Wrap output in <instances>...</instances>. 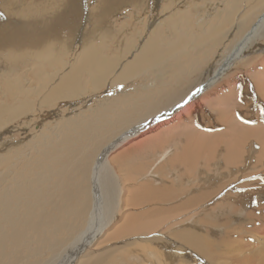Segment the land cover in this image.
Masks as SVG:
<instances>
[{
    "label": "rangeland",
    "instance_id": "obj_1",
    "mask_svg": "<svg viewBox=\"0 0 264 264\" xmlns=\"http://www.w3.org/2000/svg\"><path fill=\"white\" fill-rule=\"evenodd\" d=\"M67 1L68 6L60 16L54 17L43 27L37 28H30L16 20L10 21L0 9V40L2 41L0 42V105L4 107L14 105L16 109L12 120H8L4 116L3 119L5 120L2 121L3 123L0 122V148L4 141L10 144L8 148L0 149V167H2L0 168V221H2L0 222V264H36V262L37 264H68V262L64 261L66 258L70 262L79 250H86L90 244L91 235L87 234L81 241H79L78 237L85 231L88 224L89 212L91 211L92 194L90 178L92 166L95 162L94 159H96L106 145L115 140L119 135L131 130L140 123L149 122L169 108L178 105L193 90L205 83L223 65L225 58L235 51L234 47L236 44L252 28L257 20L256 16L261 14L260 8H263L262 12H264V7H262L264 4L258 7V10H255L252 4L247 3V0H244V3L241 1L242 4L236 7L239 11L233 6L234 0H232V3L230 2L231 0H193V4L187 0H176L175 2L170 0L167 1L169 2L167 4L165 1L160 0H144L143 5L135 4V0ZM205 2H207L206 7L208 10L206 7H203ZM157 3L158 5L156 6ZM247 4L249 5L247 6ZM159 6L161 7L159 8ZM94 7H98V11L95 13H93ZM177 7L178 9L181 8L180 12L190 11L192 15L189 16V22L192 27L195 26L193 22L205 12H211L214 15L218 11L220 12V16H226L228 19H226L225 24L220 22V25L223 26V29L220 31L223 38L217 40L214 38L210 41L201 42L199 47L194 50L195 53L186 48V54L189 52V56L181 55L180 60L176 62L178 65L166 68V74H162L159 79L155 75L151 76L145 73L136 75L126 80V83L124 81L119 86L116 84V86L111 83L109 78L102 83L100 88L93 90L88 78L84 77L86 80L83 79L79 83L83 89L82 92L86 91V93L80 95V97L70 99L65 94L61 97L49 98L47 91L37 86L38 79L31 72L35 68H42L41 63L24 61L13 64L5 63L4 60L16 53L40 50L48 41H52L55 44L68 42L71 45L74 44L72 47L76 50L81 44L83 33L81 34L82 30L80 29L83 28L82 25L88 13L92 15V23H103L106 27L126 30L124 38L120 41L116 37L110 40L111 50L110 48L106 50V53H109L108 56H112L113 54L118 55V47L120 45L122 47L126 42L131 47L139 45L150 34V25L154 22L161 27L160 30L162 29L161 32L164 35L162 36L165 41H169V38L170 40L176 39L177 34L175 32L171 34L172 36L168 34L171 30L167 27L165 17L166 14L167 16L170 15L171 9H177ZM201 7L204 9H201ZM230 11L234 13L228 14ZM235 13L236 16H233ZM208 18L213 19L212 17ZM229 18L231 19L229 20ZM230 22H232V26ZM257 36L248 42L244 58L240 62L238 60L230 65L231 68L229 67L225 71L221 80L219 79L209 85L195 101L190 102L191 104H187V107L165 120L164 127L162 125V128L160 127L161 129L155 131L154 135L146 134L149 136H145V139L151 140L158 137L160 133L163 134V132L171 130L170 134L168 132L169 135L163 136L160 134L159 138L155 140L157 142L156 146L163 145V149L166 148V150L169 148V155L165 159H161L163 151L153 147V144L150 146L151 142L145 143L144 138L142 139L143 143L141 142V147L137 146V149L136 145L133 144L137 138H133L130 141L131 144L129 142L130 145L123 144L124 147L121 146L119 148L120 150L122 148L121 151L124 153L119 152V149L116 150L119 153L116 151L112 153L111 165L109 164V176L114 182L115 193L111 194L113 200L106 201L104 199L107 206L105 209H102L101 215L103 216L109 212L111 217H114L111 222L112 225H109V229L106 232L108 233L112 230L108 234L115 236V239H112V236H108L109 239L103 238L108 235L105 233L107 235L100 238L99 242H97L98 244L100 243L101 247L104 245L105 250L103 247L102 250H96L94 247L96 253L99 250V252L108 251L109 249L107 248L109 247L111 250L116 247L117 249L115 250H119L125 247L124 243H126V247L123 249H130L124 252L129 254V257L120 264H144L146 261L150 263V260L153 264L156 262L160 263V261L166 264H210L206 258L193 252L189 247L182 245L172 237L176 230L181 231L184 227H192L196 233L200 231L199 233L202 232L201 234L209 236L211 239H215L217 236L223 237L226 248H231L232 250V257H227L228 259L229 257L231 258L228 262L233 259V262L230 263L242 264V259L238 256L239 252L246 255L245 264H261V262H264V159L259 161L256 167L254 164L257 154L260 153L264 157V151H261V148L264 150V145L261 147V143H264V30ZM6 43L7 45H5ZM206 51L208 52L207 54ZM126 63L128 62L126 61ZM47 69L48 66H46L45 70L47 71ZM8 71L14 72V75L9 74L11 77L19 79L18 83H21L20 87L22 86V91L25 90L26 93H22L21 91L15 92L16 94L11 93L13 84H10L8 87L7 83L3 80L8 75ZM139 76H141L140 79L138 78ZM85 87L88 88L85 89ZM32 89H36L37 93L33 92ZM119 98L122 99L120 100ZM134 98L137 99L134 100ZM123 99H127L125 101L129 103H125ZM112 102L114 103L113 105ZM117 102L119 104L123 103L122 105L120 104L122 106L121 109H119L120 106H118ZM115 104H117V107ZM53 105L55 106L53 107ZM106 106H108L109 110L106 109ZM135 106L137 107L136 110H134ZM113 108H115L116 112L118 110L119 112L116 113ZM125 109L126 111H124ZM76 122L79 124L78 126H81L75 127L74 124ZM242 128L244 129V134L242 133ZM256 128L257 130L260 129L261 132H257ZM73 130L75 131L73 132ZM250 130H253V134H249L251 133ZM54 133H56V136H53ZM151 136L154 138H151ZM231 137L232 140L230 139ZM162 142L165 143L162 144ZM190 145L193 147L192 151H196L190 157L191 160L187 159L186 163L184 161L177 165L170 164V158L174 156V153L177 152L181 155L184 153L182 151L185 147V150H187ZM232 152L235 153V156L236 152H240L239 156L241 157L235 165L229 166L225 163L224 157L229 159ZM143 168L145 169L143 170ZM118 174L122 175L118 176ZM37 177L40 178L37 179ZM139 184L144 187L152 186L155 188L165 187L171 189L174 193L173 197H176L174 199L171 198L172 200L170 198L166 199L165 204L161 202L152 205L149 200L145 199L140 201L137 197H133L127 192V189L129 191L134 189L133 193L139 194L135 192L137 186H140ZM6 186H12L15 189L21 188L20 192L14 193L17 196V200L10 201L9 207L5 203V200H7V194L4 190ZM18 186L20 188H17ZM101 195L105 196L104 192H101ZM141 195L143 196L144 194L141 193ZM130 198H134L137 203L134 201L129 202L128 199ZM111 204L115 206L114 215L117 218L112 215V211L109 209V206H112ZM3 208L7 210L3 212ZM8 210L10 213L9 217L6 215ZM137 210L148 213L149 219L159 221L156 233H147V235L145 234L146 236L144 234H134L136 235V237L132 235L134 238L131 235L128 237L129 235L125 236L120 233L125 227L123 223L126 214L130 211L131 213H136ZM100 218L102 219V217ZM101 219H99V223L104 220V218ZM5 220L8 222L6 223ZM118 221L121 223L122 229ZM11 223L12 225H10ZM75 228L76 230H74ZM117 228H119V231H113L114 229L117 230ZM197 228L200 229L198 230ZM74 231L76 232L74 233ZM259 231L261 234L258 233ZM25 233L26 235H24ZM66 234H69L67 235L68 237ZM71 234L73 235L72 237ZM63 237L64 239L66 237V239L64 240ZM86 237H89L87 239L89 242L81 243ZM71 238L75 239V241ZM101 239H106V241H102ZM133 242L137 246L136 250L134 248L133 250L131 249L134 247L132 245ZM138 242L140 244L143 242V245L138 244ZM55 243H57L56 246ZM105 244L107 245L106 248ZM45 245L47 250H45ZM145 245L149 249V257L144 261L145 256L141 250L147 248ZM42 246L43 248H41ZM49 246L50 249L48 248ZM73 246L75 250H73ZM138 246L145 249L140 248V250ZM235 248H239L237 252H234ZM55 249L59 251L60 256ZM11 250L14 251L12 252ZM48 250L56 252L58 256L55 253L48 252ZM68 254L71 255L69 256ZM119 254L114 255L117 257ZM52 257L55 258L52 259ZM151 258H154L153 260L156 262ZM234 258H238L237 262ZM116 263L112 262L108 264Z\"/></svg>",
    "mask_w": 264,
    "mask_h": 264
},
{
    "label": "bare ground",
    "instance_id": "obj_2",
    "mask_svg": "<svg viewBox=\"0 0 264 264\" xmlns=\"http://www.w3.org/2000/svg\"><path fill=\"white\" fill-rule=\"evenodd\" d=\"M84 1V0H83ZM160 1H165V3H169L167 1L170 0H160ZM173 2H175L176 0H172ZM192 2L193 0H187ZM225 1V0H224ZM229 1V0H227ZM241 1H243L242 3H244V0H234L233 2V6L235 7L236 10H238V7L241 3ZM247 3H250L254 6H252L253 9H257L258 7L262 6V4H264V0H247ZM82 2V1H81ZM183 2V1H182ZM223 2V1H222ZM232 3V0L230 1ZM144 0H135V4L137 5H143ZM207 2H205V5L203 6L204 8L207 6L206 4ZM226 3V2H225ZM246 3V2H245ZM68 1L67 0H0V9L3 11V13L8 17V19H10V21H17L19 23H22L30 28H37V27H43L45 24L49 23L54 17H58L62 14V12L64 11V9L68 6ZM119 4V3H118ZM127 4V3H126ZM193 4V2H192ZM211 4V3H209ZM122 5V4H121ZM158 5V3L156 4V6ZM165 5V4H164ZM172 5V4H171ZM245 5V4H244ZM249 4H247L248 6ZM119 6V5H118ZM124 7H126L125 5H122ZM174 6V5H173ZM172 6V7H173ZM224 6V5H223ZM226 6V4H225ZM229 6V3H228ZM231 5V7H233ZM246 6V5H245ZM161 6H159L160 8ZM171 7V6H169ZM201 7V9L203 8ZM233 7V8H234ZM264 7V6H262ZM120 8V7H119ZM122 8V7H121ZM199 8V7H196ZM203 8V9H204ZM207 8V7H206ZM225 8V7H224ZM241 8V7H240ZM163 9V8H162ZM181 9V8H180ZM180 9H171L172 12L170 13V15L167 16L166 14V24L168 29L170 28V36H172V33H176V39H172L169 41H165L164 40V35L162 34L161 30H160V26L156 25V23H152L150 25V34L148 35V37H146V39H142L143 41L140 42L139 45H135L133 47H131L128 42H126L122 47L121 45L118 47V55L113 54L112 56H108V54L106 53V50L110 48V40L114 37H116L117 40H121L122 38H124V33L126 30L122 29V28H113V27H106L105 24L103 23H92L91 19H92V15L90 13H88V15L86 16V20H84V24L82 25L83 28L80 26V30H82L81 34H82V39H81V44L80 47L77 48L76 50L74 49V47H72L73 45H71L68 42H61V43H57L55 44L52 41H48L44 47L40 50L37 51H33V50H29L23 53H16L13 54L11 56H8L7 59L5 60V63H13V64H18V63H22L24 61L27 62H32L35 61V63H41V67L42 68H35L34 70H32L31 72H33V76H35L38 81H37V86H39L40 88L44 89L47 91V95L49 96V98H54V97H61L64 96L66 94V96L70 99H74L77 97H80V95L86 93V91L82 92V88L80 86L81 80L84 79V77H87L88 80L90 81L93 90H96L98 88H100L102 86V83L110 78V81L112 84H117L119 86V84H121L122 82L125 81V83L127 82L126 80L133 78L136 75H142L147 73V75H155L158 79L160 78V76L162 74H166V68H171V67H175L176 65H178L176 62H178V60H180V56L181 55H188V53L186 54V48H188L190 51H193L199 47L200 43L203 41H210L211 39L217 40L220 38H223V36L221 35V30L223 29V26L220 25V22H222L223 24H225L226 22V16H220V12L216 11V13L213 15L211 12L206 13L204 10L202 15H200L198 17V19H196L193 24L195 25L194 27L191 26V23L189 22V16L192 15L190 14V11H185V12H180ZM200 9V10H201ZM227 9V8H226ZM226 9H224L226 11ZM234 9V10H235ZM261 9V14L258 16H256L257 20L254 23V25L252 26V28L244 35V37L241 39V41H239L236 46L234 47V52L227 56L225 58V60L223 61V65L217 69V71H215L213 73V75L217 72L218 73V79L216 81H218L219 79L221 80V77L224 75L225 71L230 67V65H232L234 62L238 61L240 62V60H242L244 58V54L246 53V47L248 42H250V40L254 37H258L257 35L264 30V12H262L263 8ZM86 10V9H85ZM208 10V8H207ZM214 10V9H213ZM212 10V11H213ZM216 10V8H215ZM96 11H98V7H94L93 8V13H95ZM169 11V10H168ZM194 11V10H193ZM239 11V10H238ZM260 11V10H259ZM258 11V12H259ZM196 12V11H194ZM244 12V11H243ZM156 13V12H155ZM154 13V14H155ZM163 13V12H162ZM226 13V12H225ZM231 11L228 13L230 14ZM232 13H234L232 11ZM231 13V14H232ZM237 13V12H236ZM235 15L233 16H236ZM240 13V12H239ZM260 13V12H259ZM165 14V13H164ZM226 14V15H228ZM256 14V13H255ZM161 15V14H160ZM159 15V16H160ZM224 15V13H223ZM231 16V15H230ZM228 16V17H230ZM249 16V15H248ZM208 17H212L208 18ZM247 17V16H246ZM194 18V17H193ZM255 18V19H256ZM84 19V18H83ZM231 18H229L230 20ZM254 19V20H255ZM140 20V19H139ZM138 20V21H139ZM228 20V22H229ZM233 20V19H232ZM145 21V20H144ZM159 22V20H158ZM197 22V23H196ZM161 23V22H160ZM231 26L233 25L232 22ZM229 23V24H230ZM141 24V23H140ZM161 25V24H160ZM111 26V25H110ZM117 27V26H116ZM225 27V26H224ZM235 27V26H234ZM126 28V26H125ZM227 28V27H226ZM238 28V27H237ZM235 28V29H237ZM196 29V30H194ZM192 30V31H191ZM248 30V29H247ZM111 31V33H110ZM227 31V30H226ZM128 32V31H127ZM164 32V31H163ZM169 32V31H168ZM238 32V30H237ZM80 33V32H79ZM233 33V30H232ZM236 33V30H235ZM79 35V34H78ZM163 35V36H162ZM175 35V34H174ZM5 37V35H3ZM237 36V35H236ZM262 36V35H261ZM175 37V36H174ZM128 38V37H126ZM168 38V37H167ZM235 38V37H234ZM260 38V37H259ZM7 39V38H6ZM80 39V38H78ZM262 39V38H261ZM13 40V39H12ZM237 40V39H236ZM47 41V40H46ZM127 41V39H126ZM0 42H2L0 40ZM8 43V41H6ZM44 42V41H43ZM7 43L5 45H7ZM14 43H16L14 41ZM206 43V42H205ZM203 43V44H205ZM252 43V42H251ZM4 44V43H3ZM201 44V45H203ZM207 44H209L207 42ZM206 44V45H207ZM14 45V44H13ZM20 45V44H19ZM76 45V44H75ZM132 45V44H131ZM4 46V45H2ZM1 46V47H2ZM10 46V45H9ZM226 46V45H225ZM5 47V46H4ZM8 47V46H7ZM205 47V46H203ZM202 47V48H203ZM13 49V48H12ZM215 49V48H214ZM220 49V48H219ZM23 50V49H22ZM21 50V51H22ZM115 50V49H114ZM199 50V49H198ZM210 50V49H209ZM248 50V49H247ZM208 51V49H207ZM206 51V54L208 53ZM1 53V52H0ZM5 53V52H4ZM192 53V52H191ZM195 53V52H194ZM205 53V52H204ZM213 53V52H211ZM210 54V53H209ZM2 55V54H1ZM260 55V54H259ZM189 56V55H188ZM210 56V55H209ZM184 57V56H183ZM216 57V56H215ZM186 58V57H185ZM193 58V57H192ZM254 58V57H253ZM251 59V58H250ZM3 60V59H1ZM183 60V59H181ZM201 60V59H200ZM209 60V59H208ZM219 60V59H218ZM256 60V59H255ZM126 61L128 63H126ZM190 61V60H189ZM259 61V60H258ZM180 62V61H179ZM182 63V62H181ZM209 64V63H208ZM258 64V63H257ZM28 66V65H27ZM46 66H48L47 71L45 70ZM180 66V65H179ZM207 66V65H206ZM263 67V66H262ZM18 68V67H17ZM211 68V67H210ZM231 68V67H230ZM32 69V68H31ZM213 69V68H212ZM2 70V69H1ZM8 70V68H7ZM170 71V70H169ZM168 71V72H169ZM204 71V70H203ZM206 71V70H205ZM186 72V71H185ZM184 72V73H185ZM262 72V71H261ZM11 73L12 75H14V72H9L8 71V75L4 77V81L7 83V86L9 87L10 84H13L12 87V92L11 93H15V92H22V93H26L25 90L22 91L23 89H21L19 82V79L17 77L13 78L11 77V75L9 74ZM30 74V73H29ZM31 75V74H30ZM211 76L209 79H207V81L205 83H203L202 85H200L199 87H197L195 90H193L185 99L188 98V102L186 104H184V100L182 102H180L178 105L169 108L167 111H165L163 114H160L157 117H154L152 120H150L149 122L143 123V124H139L137 126H134L131 130L124 132L123 134L119 135L115 140H113L112 142H110L108 145H106L105 148H103V150L106 149V151H104V153L101 155L98 154V156L96 157L95 162L92 166V171H91V178H90V184H91V194H92V204H91V211L89 212V218H88V224L87 227L85 229V231L81 234L79 238V241L82 240V238L84 236H86L87 234L91 235V241L90 244L87 246L86 250H79L77 252V254L71 259V261H67L66 259L64 261L68 262V264H108V263H112V262H117L116 264H120L123 261L127 260V257H129V254H126L124 252H126L128 250H124L126 247V243L125 247L119 249V250H115L117 249L116 247L115 249H109L108 251H97L98 253H96L95 251L98 249L102 250V247L104 245H102V247L97 243L99 242L98 240L100 238H102L103 236L107 235L108 233L106 232L107 229H109V225H112V220L114 219V217H111V214L109 212L105 213L103 216L102 214V209H105V207L107 206V203H105L104 199H106V201H110L113 200V197L111 196L112 193H115V186H114V182L112 180V178L109 176V164L111 165V161H112V153L115 152L116 150H118L121 146L124 145H128L130 141H132V139H136L135 142L133 143L134 145H136V149L137 146L142 145L143 143V138L145 139V136H149L146 134H155V131H158V129H161L162 127H164L165 124V120H167L168 118H170V116L175 115L176 113L180 112L181 109L187 107V104H191L190 102L195 101L200 95H202V93L209 87L208 83L210 81H214V77L215 76ZM226 75V74H225ZM167 76V75H165ZM190 76V75H189ZM196 76V75H195ZM199 76V75H198ZM197 76V77H198ZM262 77V76H261ZM24 78V77H23ZM139 79L141 78V76L138 77ZM187 78V77H186ZM170 79V78H169ZM1 80V79H0ZM24 80V79H23ZM86 80V79H84ZM177 80V79H176ZM194 80V79H193ZM175 81V80H174ZM215 81V82H216ZM255 81V80H254ZM25 82V81H24ZM27 82V81H26ZM36 82V81H34ZM80 82V83H79ZM221 82V81H220ZM149 83V82H148ZM173 83V82H172ZM214 83V82H213ZM212 83V84H213ZM233 84V83H232ZM257 84V83H256ZM259 84V83H258ZM264 84V83H263ZM26 85V84H25ZM90 85V86H91ZM116 85V86H117ZM144 85V84H143ZM164 85V84H163ZM183 85V84H182ZM6 86V87H7ZM88 86V85H87ZM121 86V85H120ZM207 86V87H206ZM258 86V85H257ZM124 87V86H123ZM144 87V86H143ZM38 88V87H37ZM88 87H85V89ZM180 88V87H179ZM31 89V88H29ZM161 89V88H160ZM11 90V89H10ZM199 90V91H197ZM217 90V89H216ZM27 91V90H26ZM33 92L37 93L36 89H32ZM122 91V90H121ZM166 91V90H165ZM82 92V93H81ZM199 92V93H198ZM29 93V92H28ZM136 93V92H135ZM201 93V94H200ZM16 94V93H15ZM164 94V93H163ZM231 94V93H230ZM262 94V93H261ZM110 95V94H109ZM123 95V94H121ZM134 95V94H133ZM162 95V94H161ZM168 95V94H167ZM166 95V96H167ZM126 96V95H125ZM124 96V97H125ZM227 96V95H226ZM260 96V95H259ZM2 97V96H1ZM129 97V95H128ZM134 97V96H133ZM138 97V95H137ZM189 97H191V99H189ZM261 97V96H260ZM264 97V96H263ZM105 98V97H104ZM115 98V97H114ZM127 98V97H126ZM130 98V97H129ZM128 98V100L130 101V99ZM97 99V98H96ZM120 100L122 98H119ZM137 98H134V100H136ZM110 100V99H109ZM119 100V102H120ZM124 101L127 99H123ZM133 100V98H132ZM149 100V99H148ZM147 100V101H148ZM31 101V100H30ZM48 101V100H47ZM53 101V100H52ZM116 101V100H115ZM18 102V101H17ZM123 102V101H122ZM133 103V101H131ZM149 102V101H148ZM156 102V101H155ZM56 103V102H55ZM125 103H129L127 101H125ZM154 103V102H153ZM162 103V102H161ZM199 103V102H198ZM102 104V103H101ZM111 104V103H110ZM114 103L112 102V105ZM117 104H119L117 102ZM115 104V106L117 105ZM121 104V103H120ZM120 106L119 109L122 108V104ZM143 104V103H142ZM43 105H45L43 103ZM93 105V104H92ZM108 105V104H107ZM111 105V106H112ZM135 105V103H134ZM133 105V106H134ZM187 105V106H186ZM0 105V122H2L3 117L6 116V118H8V120H12V116L15 113V106H2ZM42 106V105H40ZM55 105H53L54 107ZM89 106V105H88ZM102 106V105H101ZM131 106V105H130ZM140 106V105H139ZM138 106V107H139ZM194 106V105H193ZM22 107V106H21ZM44 107V106H43ZM97 107V106H96ZM105 107V106H104ZM107 110H109L108 106H106ZM117 107V106H116ZM129 107V106H127ZM126 107V109H127ZM143 107V106H140ZM153 107V106H152ZM200 107V106H199ZM243 107V106H242ZM125 108V107H124ZM136 110V106L134 107ZM146 108V107H145ZM159 108V107H158ZM91 109V108H90ZM126 109L124 111H126ZM133 109V108H131ZM130 109V110H131ZM141 109V108H140ZM194 109V108H193ZM24 110V109H23ZM33 110V109H32ZM106 110V111H107ZM113 110L115 111V108H113ZM117 110V109H116ZM123 110V109H122ZM113 111V113H114ZM123 111V112H124ZM111 112V111H110ZM116 112V111H115ZM119 112V110L117 111ZM116 112V113H117ZM155 112V111H154ZM32 113V112H31ZM116 113H114L116 115ZM136 113V112H135ZM140 113V112H139ZM91 114V112H90ZM63 115V114H62ZM84 115V114H83ZM201 115V113H200ZM204 115V114H203ZM22 116V115H21ZM20 116V117H21ZM38 116V115H37ZM142 116V115H141ZM151 116V115H150ZM262 116V115H261ZM66 117V116H65ZM27 118V117H26ZM71 118V117H70ZM79 118V117H78ZM152 118V117H151ZM181 118V117H180ZM182 119V118H181ZM14 120V119H13ZM71 120V119H70ZM74 120V119H73ZM72 121V120H71ZM76 121V120H75ZM110 122V121H109ZM122 122V121H120ZM164 122V123H163ZM259 122V121H258ZM3 123V122H2ZM58 123V122H57ZM62 123V122H61ZM77 123V122H76ZM74 124L75 127H80L78 126L79 124ZM82 123V122H80ZM86 123V122H85ZM88 123V122H87ZM176 123V122H175ZM254 123V122H251ZM60 124V123H59ZM73 125V124H71ZM135 125V124H134ZM163 125V126H162ZM174 125V124H173ZM7 126V125H6ZM54 126V125H53ZM84 126V125H83ZM86 126V125H85ZM162 126V127H161ZM171 126V125H170ZM175 126V125H174ZM1 127V126H0ZM161 127V128H160ZM173 127V126H172ZM70 128V127H69ZM86 128V127H85ZM89 128V127H88ZM98 128V127H97ZM116 128V127H115ZM255 128V127H254ZM253 128V129H254ZM87 129V128H86ZM105 129V128H104ZM173 129V128H171ZM183 129V128H182ZM188 129V128H187ZM246 129V128H245ZM169 130V128H168ZM180 130V129H179ZM184 130V129H183ZM243 128H242V133H243ZM257 130V128H256ZM255 130V131H256ZM260 129L257 130V132H261ZM75 130H73L74 132ZM88 132V130H86ZM171 131V130H170ZM170 131H165L163 132V136L165 135H169ZM185 131V130H184ZM249 131V130H248ZM42 132V131H41ZM96 132V131H95ZM169 132V134H168ZM251 133L249 134H253V130H250ZM91 133V132H90ZM179 133V132H178ZM202 133V132H201ZM245 133V132H244ZM243 133V134H244ZM55 134V135H54ZM53 136H56V133H54ZM61 134V133H60ZM68 134V133H67ZM160 134L158 135V137H156L155 139H151V140H144L145 143L151 142L150 146L153 144L155 148H158L160 150L163 151L162 155H161V159H165L168 155H169V148L168 150H166V148L163 149V145L164 144L162 142V146H156L155 140L159 138ZM242 134V135H243ZM261 134V133H260ZM263 134V132H262ZM93 135V134H92ZM264 135V134H263ZM98 136V134H97ZM95 137V136H94ZM175 137V136H174ZM242 137V136H241ZM49 138V137H48ZM100 138V137H99ZM151 138H154L151 136ZM192 138V136H191ZM239 138V137H237ZM243 138V137H242ZM246 139V137H244ZM4 139V138H3ZM171 139V137H170ZM232 140V137L230 138ZM234 139V138H233ZM87 140V139H86ZM138 140V141H137ZM173 140V139H172ZM191 140V139H190ZM51 141V140H48ZM134 141V140H133ZM167 141V140H164ZM202 141V140H200ZM142 142V143H141ZM176 142V141H175ZM231 142V141H229ZM234 142V141H232ZM1 143V142H0ZM36 143V142H35ZM61 143V142H60ZM63 143V142H62ZM81 143V142H80ZM89 143V142H88ZM137 143V144H135ZM197 143V142H196ZM237 143V142H236ZM46 144V143H45ZM131 144V142H130ZM129 144V145H130ZM159 144V141H158ZM176 144V143H175ZM230 144V143H227ZM3 145V147H2ZM1 148H8L9 147V143L4 141V143H2ZM14 145V144H13ZM47 145V144H46ZM264 145V143H261V147ZM51 146V145H50ZM149 146V147H150ZM62 147V146H61ZM80 147V146H79ZM82 147V146H81ZM88 147V146H87ZM124 147V146H123ZM141 147V146H140ZM148 147V146H147ZM152 147V148H153ZM0 148V149H1ZM34 148V147H33ZM63 148V147H62ZM126 148V147H125ZM139 148V147H138ZM150 148V149H152ZM162 148V149H161ZM35 149V148H34ZM59 149V148H58ZM140 149V148H139ZM186 149V147H185ZM183 150L182 152H184L183 154L179 155L180 153H174V156H172L170 158V164L173 165H177L180 163H183L187 159L191 160V156L193 154V152L196 153V151H192L193 147L190 145V147L187 150ZM4 150V149H3ZM61 150V149H60ZM102 150V151H103ZM120 150V149H119ZM122 150V148H121ZM119 151L121 153H124L122 151ZM148 150V149H147ZM218 150V149H217ZM10 151V150H9ZM65 151V150H64ZM84 151V150H83ZM124 151V150H123ZM125 151H127L125 149ZM175 151V150H174ZM261 151H264L263 148H261ZM36 152V151H35ZM61 152V151H60ZM117 153H119L118 151H116ZM192 152V153H191ZM48 153V152H47ZM120 153V154H121ZM127 153V152H125ZM142 153V151H141ZM194 153V155H195ZM2 154V153H1ZM5 154V153H4ZM49 154V153H48ZM122 155V154H121ZM120 155V156H121ZM240 152H236V156L235 153L232 152V154L229 156V159H226L224 157V161L227 165L231 166V165H235V163L238 161V159L241 157L239 156ZM57 156V155H56ZM117 156V155H116ZM125 156V155H123ZM143 156V153H142ZM228 156V155H227ZM10 157V156H9ZM18 157V156H17ZM41 157V156H40ZM39 157V158H40ZM2 158V156H1ZM6 158V157H5ZM10 159V158H9ZM47 159V158H46ZM117 159V158H116ZM129 159V158H128ZM264 157L262 154H257L256 158L254 159V164L255 167L256 165L259 163V161L263 160ZM168 160V159H166ZM161 161V160H160ZM189 161V160H188ZM187 161V162H188ZM11 162V161H10ZM3 163V162H1ZM27 163V162H26ZM139 163V162H138ZM184 163V164H185ZM239 163V162H238ZM237 163V165H238ZM60 164V163H59ZM188 164V163H187ZM34 165V164H33ZM48 165V164H47ZM46 165V166H47ZM61 165V164H60ZM155 165V164H154ZM63 166V165H62ZM113 166V165H112ZM30 167V165H29ZM114 167V166H113ZM190 167V166H189ZM228 167V166H227ZM2 168V167H0ZM53 168V167H52ZM63 169V168H62ZM145 168H143L144 170ZM175 169V168H174ZM116 170V169H114ZM135 170V169H134ZM138 171V170H137ZM33 172V171H32ZM44 172V171H43ZM17 173V172H16ZM117 173V171H116ZM25 174V173H24ZM51 174V172H50ZM114 174V173H113ZM123 174V173H122ZM122 174H118V176H121ZM39 175V174H38ZM44 175V174H43ZM40 176V175H39ZM45 176V175H44ZM152 176V175H151ZM3 177V176H2ZM115 177V176H114ZM153 177V176H152ZM24 178V177H23ZM26 178V177H25ZM40 178V177H39ZM37 177V179H39ZM6 179V178H5ZM28 179V178H27ZM30 179V178H29ZM33 179V178H32ZM43 179V178H42ZM45 180H47L46 178H44ZM171 179V178H170ZM173 179V178H172ZM25 180V179H24ZM41 180V179H40ZM117 180V179H116ZM29 181V180H28ZM39 181V180H38ZM43 181V180H41ZM50 181V179H49ZM62 181V180H61ZM174 181V180H173ZM172 181V183H173ZM263 181V179H262ZM26 182V181H25ZM32 182V181H31ZM35 182V181H34ZM117 182V181H116ZM23 183V182H22ZM36 183V182H35ZM124 183V181H123ZM28 184V183H26ZM43 184V183H42ZM138 184V183H137ZM148 184V183H146ZM140 185V184H139ZM193 185V184H192ZM260 185V183H259ZM4 186V185H3ZM22 186V185H21ZM24 186V185H23ZM27 186V185H26ZM158 186V185H157ZM255 186V184H254ZM7 187V186H6ZM5 187V192L7 194L5 203H7L6 206L9 205L10 201L13 200H17V196L14 195V193L16 192H20V187L18 186L17 188L20 189H15L12 186H9L6 188ZM15 187V186H14ZM25 188V186H24ZM32 189V188H31ZM69 189V188H68ZM122 189V188H121ZM133 190H128L127 192L130 193L133 197H137L140 201L142 200H149L150 203H152V205L154 204H159L161 202H163V204H165V200L166 199H174L175 197H173L174 193L171 191V189L162 187V188H155L152 186H148V187H144L143 185L137 186L135 192L139 193V194H134ZM262 190V189H261ZM121 191V190H120ZM4 192V193H5ZM101 192H104L105 196L101 195ZM194 192V191H193ZM235 192V191H234ZM37 193V192H35ZM40 193V192H39ZM141 193H143L144 195L142 196ZM224 193V192H223ZM103 194V193H102ZM189 194V193H188ZM4 195V194H2ZM44 195V194H43ZM146 196V197H145ZM200 196V195H199ZM208 196V195H207ZM195 197V196H194ZM210 197V196H209ZM220 197V196H219ZM2 198V197H1ZM43 198V197H42ZM5 199V198H4ZM171 199V200H172ZM203 199V198H202ZM45 200V199H44ZM59 200V199H58ZM138 200V201H139ZM191 200V199H190ZM196 200V199H195ZM194 200V202H195ZM208 200V199H206ZM128 201H135L134 198H130L128 199ZM127 201V202H128ZM192 201V200H191ZM200 201V200H199ZM205 201V200H204ZM216 201V200H215ZM116 202V201H115ZM137 203V202H136ZM143 203V202H142ZM14 204V202H13ZM3 205V204H2ZM35 205V204H34ZM42 205V204H41ZM110 205V204H109ZM108 205V206H109ZM112 205V204H111ZM128 205V204H127ZM144 205V204H143ZM4 206V205H3ZM137 206V205H136ZM9 207V206H8ZM119 208V207H118ZM136 208V207H135ZM134 208V209H135ZM164 208V207H163ZM109 209L112 211V215H114L115 213V206H109ZM121 209V208H120ZM261 209V208H260ZM3 212L6 211L7 209L4 210V208L2 209ZM131 210V209H130ZM136 210V209H135ZM213 210V209H212ZM133 211V210H132ZM139 211V212H137ZM136 213H131V211L129 213H125V219H124V225L125 227L123 228L121 223V234L122 235H129L128 237H133L132 235L134 234H144V236L147 235V233L151 234L158 230L157 226H158V220L153 221L151 219L148 218V213H144L141 210H137ZM241 211V210H240ZM2 212V211H1ZM2 212V213H3ZM66 212V211H65ZM161 212V211H160ZM197 212V211H195ZM159 213V212H158ZM211 213V212H210ZM61 214V213H60ZM151 214H155V213H151ZM161 214V213H159ZM163 214H165L163 212ZM6 215L9 217L10 213L9 210L6 213ZM74 215V214H73ZM88 215V214H87ZM190 215V214H189ZM115 218L116 215H114ZM2 217V216H1ZM62 217V216H61ZM81 217V216H79ZM100 217H102V219L104 218V220H102ZM191 217V216H190ZM202 217V216H201ZM263 217V216H262ZM7 218V217H6ZM5 218V219H6ZM12 218V217H11ZM10 218V219H11ZM71 218V217H70ZM67 219V218H65ZM69 219V218H68ZM82 219V218H81ZM99 219H101V223H99ZM158 219V218H157ZM160 219V218H159ZM73 220V219H71ZM76 220V219H75ZM118 220V219H116ZM161 220V219H160ZM6 221V220H5ZM77 221V220H76ZM86 221V219H85ZM2 222V221H0ZM8 221H6L7 223ZM175 222V221H174ZM5 223V224H6ZM77 223V222H76ZM75 223V224H76ZM163 223V222H162ZM64 224H66L64 222ZM118 224V225H119ZM204 224V223H203ZM12 225V223L10 224ZM67 225V224H66ZM81 225V224H80ZM79 225V226H80ZM215 225V224H214ZM74 226V225H73ZM71 226V227H73ZM98 226V227H97ZM115 226V224H114ZM216 226V225H215ZM7 227V226H6ZM10 227V226H9ZM8 227V228H9ZM112 227V226H110ZM117 227V226H116ZM115 227V228H116ZM213 227V226H212ZM66 228V227H65ZM68 228V227H67ZM192 227H184L181 231H177L175 233H173L174 235L172 237H174V239L178 242H180L182 245L189 247V249H191L193 252L199 254L200 256L204 257L207 259V261L210 264H233L230 262H228L229 259L231 260L230 257H232V250L231 248H226V244L224 241V238L221 236H217L215 237V239H211V237L203 235L201 233H199L197 231L194 230ZM7 229V228H6ZM198 229V228H197ZM196 229V230H197ZM200 229V228H199ZM198 229V230H199ZM13 230V229H12ZM69 230V229H68ZM73 230V228H72ZM76 230V228L74 229ZM174 230V229H173ZM7 231V230H6ZM80 231V230H79ZM113 231H119V228H117V230H113ZM29 232V231H28ZM27 232V233H28ZM66 229H65V233H66ZM76 231H74L75 233ZM64 233V234H65ZM107 233V234H105ZM156 233V232H155ZM259 234H261V232H258ZM70 234V233H69ZM69 234H66L69 235ZM77 234V233H76ZM74 234L76 237L77 235ZM111 234V233H110ZM113 234V233H112ZM120 234V235H121ZM146 234V235H145ZM26 235V233L24 234ZM44 235V234H43ZM57 235V234H56ZM79 235V234H78ZM115 235V234H114ZM136 235H134L136 237ZM2 236V235H1ZM73 235L71 234V237ZM111 237L109 234L107 235V237H103V238H108ZM257 236V235H256ZM260 236V235H259ZM24 237V236H23ZM31 237V236H30ZM68 237V236H67ZM75 237V238H76ZM90 237V236H89ZM89 237H86V239L81 242V243H86ZM115 236H112V239ZM122 238V236H120ZM139 237V236H138ZM137 237V238H138ZM142 237V236H141ZM140 237V238H141ZM1 238V237H0ZM9 238V237H8ZM53 238V237H52ZM134 238V237H133ZM145 238V237H144ZM156 238V237H154ZM161 238V237H160ZM14 239V238H13ZM62 239V238H61ZM64 239V237H63ZM66 239V237H65ZM64 239V240H65ZM73 239V238H71ZM102 240V241H106ZM115 239V238H114ZM148 239V238H146ZM145 239V240H146ZM159 239V238H158ZM5 240V239H4ZM7 240V239H6ZM55 240V239H54ZM60 240V239H59ZM75 241V239H73ZM78 240V239H77ZM130 240V239H129ZM134 240V239H133ZM144 240V241H145ZM14 241V240H13ZM53 241V239H52ZM63 241V240H62ZM61 241V242H62ZM70 241V240H69ZM109 241V240H107ZM112 241V240H111ZM110 241V242H111ZM138 241V240H137ZM142 241V240H140ZM143 241V242H144ZM1 242V241H0ZM45 242V241H44ZM57 242V241H55ZM89 242V241H88ZM130 242V241H129ZM132 242V240H131ZM136 242V241H135ZM140 244V242H138V244ZM228 242V241H227ZM4 243V242H3ZM26 243V242H25ZM64 243V242H63ZM69 243V242H68ZM230 243V242H229ZM237 243V242H236ZM16 244V243H15ZM21 244V243H20ZM44 244V243H43ZM57 243H55L56 246ZM104 244V243H102ZM109 244H113V243H109ZM122 244V243H121ZM145 244V243H144ZM258 244V243H257ZM8 245V244H7ZM39 245V243H38ZM36 245V246H38ZM54 245V244H52ZM62 245V244H61ZM72 245V244H70ZM129 245V244H128ZM134 247H132L131 249L136 250L135 248H137V246L135 245V243L133 242L132 244ZM147 245V244H146ZM145 245V247H147ZM10 246V245H9ZM20 246V245H19ZM32 246V245H31ZM51 246V245H50ZM50 246L48 247L50 249ZM66 246V244H65ZM69 246V245H67ZM78 246V245H77ZM123 246V245H122ZM153 246V245H152ZM256 246V245H255ZM254 246V247H255ZM3 247V246H2ZM52 247V246H51ZM62 247V246H61ZM71 247V246H70ZM68 247V248H70ZM81 247V246H78ZM84 247V246H83ZM95 247V249H94ZM100 247V248H98ZM107 247V245L105 244V248ZM112 247V248H114ZM128 247V246H127ZM240 247V246H239ZM6 248V247H4ZM43 248V246L41 247ZM46 248V245H45ZM65 248V247H64ZM67 248V249H68ZM73 250H75L74 246L72 247ZM86 248V247H84ZM130 248V247H129ZM138 248H142L145 249L144 247H139ZM244 248V247H243ZM11 249V247H10ZM13 249V248H12ZM21 249V248H20ZM54 250V248H52ZM57 249V248H56ZM55 249V251L57 253H59V251H57ZM61 249V248H60ZM71 249V248H70ZM104 249V247H103ZM147 249V250H146ZM145 250H141L142 253L144 254L145 258L144 261L147 260V258L149 257L148 254V247ZM227 249H229L227 251ZM239 248H235L233 251L237 252ZM251 249V248H250ZM253 249V248H252ZM3 250V248H2ZM29 250V249H28ZM47 250V248L45 249ZM44 250V252H46ZM59 250V249H58ZM66 250V248H65ZM105 250V249H104ZM130 250V249H129ZM128 250V251H129ZM151 250V249H150ZM186 250V249H185ZM189 250V251H191ZM261 250V249H260ZM1 251V250H0ZM12 251V250H11ZM14 251V250H13ZM12 251V252H13ZM30 251V250H29ZM70 251V250H69ZM140 251V252H141ZM48 252H51L52 254L56 252H52L51 250H48ZM75 252V251H74ZM155 252V251H154ZM180 252V251H179ZM257 252V251H256ZM259 252V251H258ZM30 253V252H29ZM39 253V252H38ZM76 253V252H75ZM120 253V254H119ZM135 253V252H134ZM138 253V252H137ZM157 253V252H156ZM114 254H119L118 256H121L118 258L115 257ZM132 254V253H131ZM130 254V255H131ZM136 254V253H135ZM186 254V253H185ZM234 254V253H233ZM242 252H239V255L237 253V255L239 256V258L242 259V264H245V256L243 255L241 256ZM10 255V254H9ZM44 255V254H43ZM48 255V254H47ZM51 255V254H50ZM57 255V254H56ZM69 255V254H68ZM71 255V254H70ZM69 255V256H70ZM73 255V254H72ZM137 255V254H136ZM153 255V252H152ZM161 255V254H160ZM257 256H259L258 254H256ZM262 255V254H261ZM39 256V255H38ZM37 256V257H38ZM58 256V255H57ZM60 256V253H59ZM62 256V255H61ZM226 256V257H224ZM228 256L229 259L227 258ZM263 256V255H262ZM34 257V256H33ZM226 258V260H224V258ZM248 257V256H247ZM264 257V256H263ZM55 257H52V259ZM60 258V257H59ZM65 258V257H64ZM69 258V257H68ZM118 258V259H117ZM160 258H162L160 256ZM250 258V257H249ZM258 258V257H257ZM260 258V257H259ZM3 259V258H2ZM31 259V258H30ZM57 259V258H56ZM129 259V258H128ZM152 259V258H151ZM154 259V258H153ZM152 259V260H153ZM235 259V258H234ZM37 260V259H36ZM70 260V259H68ZM150 260V259H149ZM159 260V259H158ZM188 260V259H187ZM236 262L238 260L235 259ZM258 260V259H256ZM28 261V260H27ZM39 261V260H38ZM43 261V260H42ZM58 261V260H57ZM60 261V260H59ZM154 261V260H153ZM249 261V260H248ZM1 262V260H0ZM56 262V261H54ZM62 262V261H60ZM65 262V263H66ZM131 262V261H130ZM152 261L150 260V263ZM156 262V261H154ZM192 262V261H191ZM190 262V263H191ZM235 262V261H234ZM257 262V261H256ZM14 263V262H13ZM39 263V262H38ZM149 261H146V263L144 264H150ZM158 262H156L155 264H157ZM189 263V261H188ZM195 263V262H194ZM2 264V263H1ZM7 264V263H6ZM31 264V263H29ZM37 264V262H36ZM40 264V263H39ZM55 264V263H54ZM153 264V263H151ZM158 264H166L164 262L158 263ZM192 264V263H191ZM235 264V263H234ZM237 264V263H236ZM250 264V263H249ZM261 264H264V262H261Z\"/></svg>",
    "mask_w": 264,
    "mask_h": 264
},
{
    "label": "water",
    "instance_id": "obj_3",
    "mask_svg": "<svg viewBox=\"0 0 264 264\" xmlns=\"http://www.w3.org/2000/svg\"><path fill=\"white\" fill-rule=\"evenodd\" d=\"M213 76H215L214 78V81H210L209 83H208V85H211L213 82H215L217 79H218V73L216 72ZM199 93V92H198ZM188 100V99H187ZM187 100H185V101H187ZM184 104H186L185 102H184ZM104 151H106V149L105 150H103L102 151V153H101V155L100 156H102V154L104 153Z\"/></svg>",
    "mask_w": 264,
    "mask_h": 264
},
{
    "label": "snow or ice",
    "instance_id": "obj_4",
    "mask_svg": "<svg viewBox=\"0 0 264 264\" xmlns=\"http://www.w3.org/2000/svg\"><path fill=\"white\" fill-rule=\"evenodd\" d=\"M122 87V86H121ZM197 91H199V90H197ZM189 99H191V97H189ZM188 101H185V103H187ZM245 122H247V121H245Z\"/></svg>",
    "mask_w": 264,
    "mask_h": 264
}]
</instances>
